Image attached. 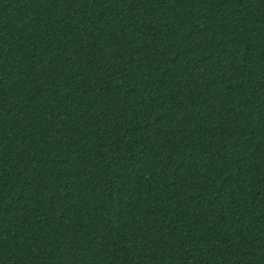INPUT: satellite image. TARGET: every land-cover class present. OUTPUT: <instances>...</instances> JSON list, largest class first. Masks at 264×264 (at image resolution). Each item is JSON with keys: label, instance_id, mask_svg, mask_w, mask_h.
<instances>
[{"label": "trees", "instance_id": "1", "mask_svg": "<svg viewBox=\"0 0 264 264\" xmlns=\"http://www.w3.org/2000/svg\"><path fill=\"white\" fill-rule=\"evenodd\" d=\"M0 264H264V0H0Z\"/></svg>", "mask_w": 264, "mask_h": 264}]
</instances>
